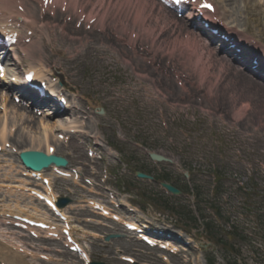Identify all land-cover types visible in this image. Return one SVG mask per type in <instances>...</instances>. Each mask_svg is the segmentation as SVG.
Segmentation results:
<instances>
[{
    "label": "rangeland",
    "instance_id": "rangeland-1",
    "mask_svg": "<svg viewBox=\"0 0 264 264\" xmlns=\"http://www.w3.org/2000/svg\"><path fill=\"white\" fill-rule=\"evenodd\" d=\"M77 1L84 5L87 0ZM102 1L98 2L100 9H103L105 4ZM144 1L153 12L157 11L153 0ZM89 6L85 4L83 8L88 9ZM219 8L220 14L226 15L223 21L225 27L236 31L245 48L252 49L251 52L260 56L264 62V0H223ZM146 13L149 17L141 25L138 23L133 26L130 21L133 17L129 18V22L128 18L125 19L128 22L126 27L128 30L126 29L125 33L117 29L120 35L128 39L135 31L133 39L137 40L139 28L142 25L148 27L154 21L152 14H148L151 13L150 9ZM64 15L66 18V13ZM43 17L41 16L40 20L47 23L44 22L41 26L47 28L46 33L43 31L44 35L41 33L37 42L32 41L25 46H34L36 52L42 53L40 59L47 68L45 70L47 78H50L52 71L58 82L61 81L66 88L74 91L71 99L73 106L75 107L76 103L80 104L89 117L90 131L103 139L104 148L109 149L107 148L109 146L111 149L109 150L114 152V157L112 156L114 163L110 168L101 161L95 163L88 158L83 146L73 140L68 147L67 145L61 147L60 144L58 148L60 156H65L72 165L80 166L84 170L87 163H92L91 165L99 169L96 181L102 186L99 188L100 198L105 196L106 188L112 187L122 193L127 201L134 203L144 217L154 224L184 229L200 238L203 246L190 250L187 254L188 263H184L186 257H176L171 264H264V100L255 93L241 91L242 89L236 85L238 83L235 84L234 79L230 77L229 65L225 60L217 62L215 58L216 68L213 65L211 70L213 62H210L207 56L203 60H206L209 66L204 68L210 76L205 81L206 75L199 71V67H195L201 83L205 81L200 89L192 91V95L195 96L187 98L185 92L178 89L176 81L171 79L169 69L165 67V64L169 65L173 59L165 57L163 48H158L157 51L159 44L157 40L170 28L169 38L164 39V43L169 45L175 37V32H171V29L179 20L185 19L183 17L181 19L173 15L179 20L175 19V24L168 29L160 25L153 29L156 41L155 54L157 53L160 58L158 65L160 68L151 69L150 64L143 62L144 60L142 67H137L138 70L147 71L146 78L151 80L149 83L139 78L129 66L136 69L133 62L135 55L132 51L126 48V53H129L128 57L133 62L130 61L129 65L125 62L127 66L121 61L122 53H119L121 47L126 46L112 38L109 44L106 43L115 34L114 29H107L112 27V21L105 22L107 28L101 33L98 30L100 26L94 27L93 24L91 28L85 25L76 26L74 20L67 33L63 34L56 29V24H48V18L51 22L56 20L52 14L48 13L46 18ZM66 19L70 24L71 17ZM159 20V17H155V21ZM171 23L172 20L162 19L163 26ZM75 27L76 32L71 31ZM36 29L38 30L37 27ZM36 29H33L34 35H37ZM81 32L85 35L80 36ZM66 35H70L71 40H68ZM187 35L183 32L179 37L187 39ZM180 46L177 44L175 58L180 59L182 65L186 64L193 69L195 62L179 55V49H183ZM143 48H146V45ZM213 48L217 49V45ZM18 51L23 66L33 62L34 59L26 56L21 48ZM114 51L119 54L120 59ZM108 52L110 54L113 52L111 60L105 58L109 56ZM122 60L125 61V58ZM191 68L188 70L185 68L184 73L190 76L188 72ZM160 70L164 72H159ZM10 71L21 72V66H10ZM193 81L197 84V78ZM154 85L162 88L166 95L156 96L151 89ZM209 88L211 93L204 92ZM139 89L143 92L138 91ZM145 89L150 91V94L144 91ZM140 94L143 95L142 98L139 97ZM197 96L201 97L196 100ZM98 107L105 109L104 116L97 114ZM39 114L34 113L35 116ZM38 117L41 118L40 115ZM53 120L58 121L56 118ZM31 126L33 127V124L28 128L18 127L19 134L15 144L25 138L37 137L38 129ZM140 145L143 147L140 148ZM147 152H156L173 160L174 163L160 165V168L168 175L170 184L184 190V197L164 199L158 186L134 180L132 169L141 168L157 174L155 172L157 166L148 158ZM14 157V152L8 150L0 162V180L6 184L9 181L3 177L4 168L7 169L10 163L18 167L17 171L14 170L17 176L13 181L21 180L19 179L21 169ZM106 168H109L115 178H110L105 184L101 182V177ZM179 171L188 172L189 177H183ZM88 175L89 172L86 176ZM53 184L58 196L79 202L76 205L82 204L83 199L89 197L87 191L61 179H56ZM3 191L0 190V211L15 204L14 198L9 196L6 198ZM27 207L32 208V205L28 204ZM36 209H40L42 214L50 215L40 205ZM73 215L76 216L75 223L79 226L84 225L79 218L92 217L87 211H74ZM85 228L102 236L107 234L120 236L119 239L106 244L97 238L80 236L92 261L127 264L120 258L127 256L135 258L138 264H166L161 258L162 252L135 242L121 226L103 222L102 225H88ZM2 230L18 232L1 222V235ZM1 235L0 242L6 246L16 244L19 237L15 235L6 240ZM21 239L29 248L34 247L33 245L42 248L41 253H47L46 250L54 252L52 255L54 262L45 263L37 260L36 264H83L62 244L32 240L28 236ZM26 260L28 264H35L29 257H26Z\"/></svg>",
    "mask_w": 264,
    "mask_h": 264
},
{
    "label": "bare ground",
    "instance_id": "bare-ground-1",
    "mask_svg": "<svg viewBox=\"0 0 264 264\" xmlns=\"http://www.w3.org/2000/svg\"><path fill=\"white\" fill-rule=\"evenodd\" d=\"M58 1H61V2L62 1L63 2L68 1L69 2V10L67 8L66 11L68 10V17L71 16L72 19L76 18V16L78 15V12H77L78 10L79 11H81V9L84 10V8H83L84 5L89 4L90 5L89 8L88 9L86 8L87 14L91 18L95 17L97 15L99 17L98 22L94 26L95 27L100 26L99 28L105 29V27H106L105 22L106 21H112V24H111L112 27L111 28H113L115 32L118 30H119V32L120 31L125 32L126 29L128 30V28H126V27L128 25L127 23L131 19L130 17H133V20L132 19L130 20V21H132L133 26L134 25L136 26L138 23L140 25L142 23H145L146 18L149 17L146 12L148 9H150L151 13H148V14L149 15L152 14L154 21L148 27H146V25L145 26L142 25V27L139 28L140 29L139 34L144 35V36H142L139 41H136V40L133 41L132 35H130L131 36L130 39H128L126 42L129 50L132 51L135 55L133 62L136 65V69H134L131 65H129L131 59L128 57L129 53L128 52L126 53L127 47H124V48L121 47L122 50L119 51V53L120 54L122 53L121 61H123L125 65L128 64L131 67V69L135 71V74H137V76L139 78H142L147 83L151 82L150 78L149 79L146 78L147 77V71L138 70L137 67H139V68L142 67V61L141 60H144V61L146 60V62H149L150 58H151L152 62H151V66L149 68L154 69V70H158L157 65L159 64L160 58H159L157 53L155 54V52H156L155 42L156 41L153 37L155 35L153 29L157 28L158 25L168 29L171 25L173 26L175 24V19L179 20L178 18H174L173 15H171L170 13H167L166 11L161 10L159 7L157 8V11L153 12V9L150 8L149 5L147 7V4L144 0H103L104 2L102 0H94L95 2H92V1L90 2L89 0H87L84 5H83V3H81L77 0H56V3H58ZM99 1L100 2L102 1L103 3H105L103 9L102 8L100 9V7H98L100 5V3H98ZM214 1L213 2L215 4V14L216 13L219 14L220 8L218 7V5H220V3H223L222 2L223 0H214ZM19 3L24 4V6H23L24 12L23 13H18L15 9L17 4H19ZM42 3H43V0H31V1H29V0H2V4L0 5V11L2 13H4L5 15H1V18H0V31H2V30L9 31V32L15 31V30H17L18 25L21 28V30L27 29L28 31L33 30V29L35 30L37 27L38 30L36 29V33H35L37 35H34L32 37V41L37 42V39H38V37H40V34L43 31H44V33H46V30H47L46 27L41 26V24L43 25V23L45 22V20L44 21L40 20V18L42 16L41 15L42 13H40V10L42 8L41 7ZM38 8H39V10H38ZM146 15H147V17H146ZM224 15H221V17H222L221 21L223 19H225L226 15L225 16ZM155 17H159L160 20L155 21ZM62 18H63V14L58 13L56 20H52V22H51V19L48 18V24L49 25H51V24L55 25L56 24L57 25V26H55L56 29H59L64 34L71 27L72 24L71 25L68 24L69 22L67 23L64 20V18H63V20H62ZM127 18H128V22H127V20H125ZM106 19H108V20H106ZM162 19H167L170 21L172 20V23L168 24V26H163ZM194 20L195 19L193 18V21H190L188 19H183V20L178 21V24H176L175 27L173 29H171V32H175V37L172 38L173 41H171L169 43L170 46L167 45L166 43H164V39L166 37L169 38L168 32H169L170 28L164 34H162V36L157 40V42L159 43L157 45V51H159L158 48H160V49L163 48L165 55H167L165 57H168V59H170V58L173 59V62L170 63L171 67L167 63L165 64V67L169 68L170 76H172V68H175V71H182L183 69L185 70V68H187V69L191 68V67H188L186 64L182 65L179 62L181 60L175 58L177 56L176 52L178 51L177 50V44H179V45H181L180 48H183V49L178 48L180 50L178 52L179 55L183 56L188 61L193 60L195 62L193 69L191 68V70L188 72L190 74V79H189L188 83L186 84V86L188 89L191 87L189 89V90H191L190 92L200 89L202 84L207 80V77L210 76L206 72V69L204 68L205 66L206 67L209 66L207 64V61L203 60V58L205 56H207V57H209L208 60L210 62H213L212 66H211V70L213 69V65L216 68L215 58H216L217 62L225 60V62L229 65L228 71L231 72L230 77H232L234 79L235 84L238 83L236 85H238L239 88L242 89L241 91L255 93L256 95H258V97L260 99L264 100V83L260 79V77L259 78L257 77L258 76L257 74L262 75L264 72L263 71H260V72L257 71L256 73L255 72L249 73L245 68H243L241 65H239V63H237L234 58H232V57H230L224 53L219 52L218 49H214L212 47L211 43H209V42L206 43V41L203 40L202 34L196 29L195 25H197V23ZM86 21H87L86 25H88V19ZM212 21H213V19L210 17V23L214 22V21L213 22ZM49 22H51V23H49ZM45 23H47V21ZM75 23H78V20ZM181 25H182V27H181ZM214 26H216V25H214ZM111 28H108V30ZM82 29H83V27H82ZM228 30H229V32H231V34L229 36L232 37L233 35H235V33L231 29H226V31H228ZM71 31L76 32V27L74 29H72ZM182 31L184 32L185 35L188 34L186 37L187 39H183V38L179 37V35H181L183 33ZM130 32H132V31H130ZM82 33L83 32L79 33L80 36L85 35ZM134 33H135V31H134ZM33 34H34V31H33ZM18 35L20 37H22L21 32H18ZM41 35H44V34L42 33ZM70 35H66V38L68 40L71 38ZM25 38H28V37H25ZM48 39L50 42L49 36H48ZM153 39H154V41H153ZM106 40H107V38H106ZM110 40H111V38H109L106 43L109 44ZM66 43H67V41H66ZM118 43H122V42H119V39H118ZM147 43H151V44H149V47L145 48L142 51V54H140L141 52H140V50L138 51V48L139 47L142 48L143 44H147ZM33 44H34V42H33ZM165 45H166V48H165ZM23 47H26V46H23ZM226 48L227 47L225 45V47H224L225 52H227ZM163 51H162V54H164ZM23 52H26L30 59H32V60L34 59L33 60L34 65L38 64V63H36L37 60L41 64L42 61L40 59V55L42 53L40 51L36 52L34 46H31V45L27 46L25 49H23ZM199 52L203 53V55H200ZM245 52H248V51L246 50ZM114 53H116V52L114 51ZM112 54H113V52H111V54L109 53V56L105 57V58L111 60L113 58ZM116 55L120 59L119 54L116 53ZM123 58H125V61L122 60ZM217 58H220V59H217ZM263 65H264V63H263ZM201 66H203V67H201ZM35 67H39V66L36 65ZM195 67H199V71H201L203 75H206L204 77L205 81L203 83H201L200 76L198 75V72L196 71ZM44 68L45 67H42L41 68L42 70L40 69L39 72L37 71L35 78H37L38 80L44 79L43 78L45 76L44 75V70H45ZM159 68H160V66H159ZM159 72L163 73L164 71L160 70ZM178 74L179 73H177V72L175 73V75H178ZM211 74H212V71H211ZM195 78H197V87L193 86V83H194L193 79H195ZM218 81H219V79H218ZM215 82H216V78H215ZM211 87H212V83L210 84V88ZM137 88L134 89L135 92L137 91ZM210 88L207 90H204V92L208 91V93H211ZM151 89L156 94V96H158V97L161 95H166V93L163 91V89L160 88L158 85L151 86ZM138 91L143 92L142 89H139ZM144 91L148 92L147 89H145ZM4 92L8 93L7 90L4 91V90L0 89V107H2V109L4 111L3 112L4 114H0V145L8 143V140L10 141L12 130L15 129L16 127H21V128L27 127L28 128V127H30V125L33 124V127L31 126V128H37L39 131L37 137H33L31 139L25 138L23 141L17 142L18 144H15V139L19 134L18 133L19 128H18V131L15 134V139L13 141L14 142L13 147H15L17 149L16 156H18L22 151H28V150L29 151L30 150L39 151V152H43L45 154H49L50 146H53V147L55 146V149H56L55 155H58V154H60V153H58V148L60 146V142L57 139L58 138V133H57L58 131H66V133L67 132L69 133L71 130H75L77 132V134L83 133V131L80 130V128L84 129L83 123H82V121H80L76 118L77 117L76 115L80 116V114L83 112L81 107L75 108V110L79 111L78 113H76L75 111L68 113V106H67L66 110L61 113V109L59 108V105L57 103H55V104L51 103L54 106V108H51V111H48L47 114L49 115V114H51V112H54L55 113L54 117H52V118H49V117L42 118L41 117L40 118V117L34 115V111H35L34 109H40L41 110L43 108V106H46L45 100L44 101L41 100L39 102L34 101L33 103L35 104V106L31 105L30 109H28L24 105H20V106L16 105V102L13 100V98H11L10 94H9V96H10L9 97L7 94L4 95ZM50 92H54V91H50ZM25 94L26 93L22 94L23 97H25ZM148 94H150V91L148 92ZM152 95H153V93H152ZM28 96H30L31 101L36 100L35 97H33L29 94H28ZM142 96H143L142 94L139 95L140 98H142ZM148 101H150V97L148 98ZM54 113H52V114H54ZM26 114H29V115L26 116ZM67 114H69V115H67ZM11 115H12V117H11ZM62 115H66L69 118L66 120H62L59 118V116H62ZM54 118H56L58 121H56V120L54 121L53 120ZM85 133H86V131H85ZM1 158H2V156H0V159ZM14 158H16V157H14ZM8 165H9L8 166L9 170L6 171L5 178H9L10 173L13 170L12 169L13 164H8ZM52 170L53 169H51L49 171H52ZM28 173L30 174V176L32 175L31 172H28ZM39 174H43V176H44L45 171L40 172ZM20 190L24 191L22 189H20ZM23 193H25V191ZM23 193L16 195L18 201H22L24 199ZM30 198H32V197H30ZM31 216H37V215L31 213ZM46 220H48V219H46ZM0 260L5 262L6 264H28L27 260L25 259V257L21 253L11 251L6 245L2 244L1 242H0Z\"/></svg>",
    "mask_w": 264,
    "mask_h": 264
},
{
    "label": "water",
    "instance_id": "water-1",
    "mask_svg": "<svg viewBox=\"0 0 264 264\" xmlns=\"http://www.w3.org/2000/svg\"><path fill=\"white\" fill-rule=\"evenodd\" d=\"M150 157L152 158V160L160 161V162L166 160L161 155H158L155 153L150 154ZM21 158L24 164L33 170H42L44 168L50 167L51 164H56L57 166H63V167H66L68 165V162L62 158L47 157L45 154L37 153V152L22 153ZM137 175L139 178H147L145 175L140 174V173ZM163 186L167 188L173 194H179V191L176 190L175 188L167 184H164ZM95 264H98V263H95Z\"/></svg>",
    "mask_w": 264,
    "mask_h": 264
},
{
    "label": "snow or ice",
    "instance_id": "snow-or-ice-1",
    "mask_svg": "<svg viewBox=\"0 0 264 264\" xmlns=\"http://www.w3.org/2000/svg\"><path fill=\"white\" fill-rule=\"evenodd\" d=\"M203 7H211V5L204 4ZM0 73H2V69H0Z\"/></svg>",
    "mask_w": 264,
    "mask_h": 264
}]
</instances>
